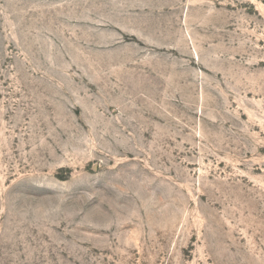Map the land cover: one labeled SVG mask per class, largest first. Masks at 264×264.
<instances>
[{
	"label": "rangeland",
	"instance_id": "1",
	"mask_svg": "<svg viewBox=\"0 0 264 264\" xmlns=\"http://www.w3.org/2000/svg\"><path fill=\"white\" fill-rule=\"evenodd\" d=\"M0 264H264V0H0Z\"/></svg>",
	"mask_w": 264,
	"mask_h": 264
}]
</instances>
